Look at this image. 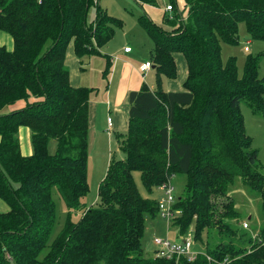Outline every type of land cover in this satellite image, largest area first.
I'll return each mask as SVG.
<instances>
[{"label": "trees", "instance_id": "trees-1", "mask_svg": "<svg viewBox=\"0 0 264 264\" xmlns=\"http://www.w3.org/2000/svg\"><path fill=\"white\" fill-rule=\"evenodd\" d=\"M97 1L0 0V35L12 41L11 51L0 45V201L8 208L0 212V264H264V164L241 113L245 105L264 116V76L251 55L239 76L236 59L223 62L221 47L238 44L241 23L253 41L264 42V0H183V12L174 2L161 25L138 17L154 45L156 86L128 93L127 130L118 137L123 157L111 159L97 207L86 208L91 91L71 86L65 62L70 49L78 59L99 54L120 28L99 7L94 24H86ZM133 1L141 9L157 6ZM178 55L187 75L180 91L168 92L161 78H177ZM22 127L31 133L30 156L21 154ZM135 172L149 193L184 176L172 225L180 237L192 226L196 242L214 239V247L206 244L193 261L144 257L146 219L159 217L160 199L140 195ZM237 178L260 199L254 234L242 227L246 220L230 195ZM55 192L68 215L48 244Z\"/></svg>", "mask_w": 264, "mask_h": 264}, {"label": "rangeland", "instance_id": "rangeland-1", "mask_svg": "<svg viewBox=\"0 0 264 264\" xmlns=\"http://www.w3.org/2000/svg\"><path fill=\"white\" fill-rule=\"evenodd\" d=\"M180 10L182 8V0H156L157 6H147L146 8L152 13L154 18L161 23L163 17V9L167 6L174 4ZM105 12L109 17L116 19L121 23L120 28H116L114 37L110 42L100 48L101 56L96 54L83 56L80 62L83 67V85L91 91L90 94V126L88 133V151H87V181L89 191L83 198V203L86 208H96L98 203V188L100 183L105 178L108 165L114 157H123L122 152H118V143L121 139L115 136L110 137L106 131V101H107V74L105 59L120 56V51L124 48L130 47L132 49L131 58L134 56L142 58L143 60L149 59V53L153 51L154 45L152 40L138 25V17L145 12L133 0H98L92 5L86 14V24L91 26L95 22L97 8ZM146 14V13H144ZM167 15V14H166ZM169 16V15H168ZM249 43V44H247ZM0 44L5 46L9 51L12 50L11 38L6 34L0 35ZM222 47V60L234 57L236 59L238 75L242 76L246 58L251 56L259 57V75L264 76V42L253 41L246 28L245 24L239 25V41L237 45H226L221 43ZM105 58V59H104ZM179 56H177V59ZM107 60V59H106ZM178 77H179V70ZM105 76V77H104ZM156 74L152 71L149 78H146L148 86L154 85ZM152 81V82H151ZM164 87V85H163ZM9 107L2 111V114H8ZM241 113L244 118L245 131L247 136L252 140V148L259 151V162L264 164V116H255L251 110L245 105H241ZM111 116H114L112 113ZM113 118V117H112ZM128 120L125 123L127 124ZM27 129V128H26ZM118 134H124L125 131L118 130ZM19 138V133H18ZM50 152L53 154L55 150V142L51 141L49 146ZM133 178L136 183L137 189L143 198L158 202L163 196L160 188H155L151 193L144 188L140 173H133ZM184 176L174 177L172 183L175 189V196H179L183 192L185 184ZM230 195L235 202V209L240 214V218L246 220L249 227L254 230L261 225L260 216V199L251 192L245 185H243L240 178L235 179L234 184L230 188ZM54 201L56 204V223L52 229L48 244H50L56 235L60 232L68 215L64 203L59 200L57 193H54ZM0 206L7 208L6 204L0 201ZM81 212L71 215V220L77 223L81 219ZM254 234L256 231H251ZM191 235L193 237L192 226L188 229L185 236ZM168 238L171 241L176 239L181 240L182 237L178 236L177 229L172 225V222L165 221L162 218H147L145 223V231L142 240L144 257H154L155 247L153 245V238ZM214 239L209 242L205 237L202 241L196 242L193 239L192 250L195 253H203L205 245L210 248L214 247ZM48 249L42 251L40 258H43Z\"/></svg>", "mask_w": 264, "mask_h": 264}, {"label": "crops", "instance_id": "crops-1", "mask_svg": "<svg viewBox=\"0 0 264 264\" xmlns=\"http://www.w3.org/2000/svg\"><path fill=\"white\" fill-rule=\"evenodd\" d=\"M182 8L180 11L183 12L184 9V1L181 2ZM148 5H144L141 10L144 11ZM163 17L167 14L172 16V12L168 13L165 12V8L163 9ZM146 15L149 19H151L154 23L161 25L156 18L152 15L149 9H145ZM141 15V14H140ZM162 17V18H163ZM249 44V43H247ZM2 45V44H0ZM132 49L128 53H124V51H120V56L117 58H109L107 56V60L105 59L106 65V73L107 75V101H106V110H107V118L110 117L112 119V128L111 131L107 133L108 136L113 137L116 134L118 138L120 134L116 133V131L127 130V124L125 126L126 121L128 120L127 113H128V105H127V95L131 91H137L141 89L143 85H146L150 90L155 89V82L153 86L146 84V78H149L151 72L155 73L154 67L151 64V68L148 71H141V66L144 65L146 62L151 63V52L149 53V59L143 60L142 58L133 57L131 58L130 55L132 54ZM102 54H96V56H101ZM179 58L177 59L176 56V64L177 69L179 70V77L172 81L168 80L165 77L161 78L162 88L168 92H175L180 91L182 89V83L184 82L186 75H187V68L185 65V61L182 56L178 55ZM82 58L78 59L73 54V49H70L67 53V58L65 65L69 71L70 77V84L73 87H86L83 85V74H82V62H80ZM156 74V73H155ZM105 77V76H104ZM164 85V87H163ZM90 100V99H89ZM90 103V102H89ZM24 106V103H18L14 107H9V111H12L14 108H21ZM114 113V116H111ZM252 113V112H251ZM113 117V118H112ZM107 131V123L106 126ZM115 133V134H114ZM19 142H20V149L21 154L23 156H30L33 153L32 145H31V133L28 129L22 127L19 129ZM118 150H119V143H118ZM1 203V202H0ZM8 208H4L0 206V212H6Z\"/></svg>", "mask_w": 264, "mask_h": 264}, {"label": "built area", "instance_id": "built-area-1", "mask_svg": "<svg viewBox=\"0 0 264 264\" xmlns=\"http://www.w3.org/2000/svg\"><path fill=\"white\" fill-rule=\"evenodd\" d=\"M172 10V6L165 7V12L171 13ZM123 51L124 53H128L131 51V48L126 47ZM150 68L151 64L146 62L141 66V71H148ZM106 123L107 131L110 132L112 128V119L108 117ZM161 190L163 191L164 195L158 202V216L167 222H172V219L175 218V215H173L171 211L176 200L174 186L170 183H167V185H163L161 187ZM242 227L246 230L250 228L247 221L243 222ZM152 242L155 247V256L157 258L170 259L172 256H182L187 258L189 261H193L196 259L197 255L202 254L195 253L192 250L193 237L191 235L182 237L178 242H172L168 238L160 237L153 238Z\"/></svg>", "mask_w": 264, "mask_h": 264}]
</instances>
